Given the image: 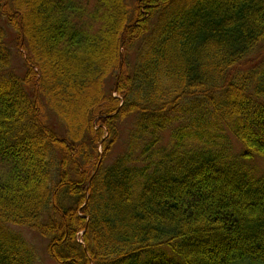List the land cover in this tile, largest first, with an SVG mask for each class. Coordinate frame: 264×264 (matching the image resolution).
<instances>
[{
    "label": "trees",
    "instance_id": "obj_1",
    "mask_svg": "<svg viewBox=\"0 0 264 264\" xmlns=\"http://www.w3.org/2000/svg\"><path fill=\"white\" fill-rule=\"evenodd\" d=\"M0 20V264H264V0Z\"/></svg>",
    "mask_w": 264,
    "mask_h": 264
},
{
    "label": "rangeland",
    "instance_id": "obj_2",
    "mask_svg": "<svg viewBox=\"0 0 264 264\" xmlns=\"http://www.w3.org/2000/svg\"><path fill=\"white\" fill-rule=\"evenodd\" d=\"M129 3H131V0H128ZM1 22V20H0ZM15 51V60H14V66L20 67L21 66V59L20 55L16 52V47H14ZM255 57V56H254ZM253 57V58H254ZM264 61V55L259 56L258 58H254V62L251 63V66H254L260 62ZM58 126V123H57ZM258 162V161H257ZM214 192V191H212ZM16 230L21 231L24 236L28 239L30 242L35 254H36V264H57L52 257L49 256L46 245L47 240L43 237H41L39 234H37L35 231H32L28 228L24 227H14ZM82 234V233H80Z\"/></svg>",
    "mask_w": 264,
    "mask_h": 264
}]
</instances>
